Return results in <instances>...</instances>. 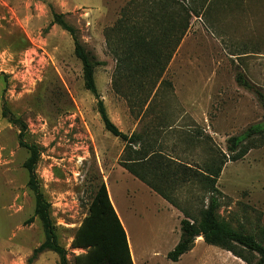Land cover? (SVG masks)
I'll use <instances>...</instances> for the list:
<instances>
[{"label":"rangeland","instance_id":"374dc122","mask_svg":"<svg viewBox=\"0 0 264 264\" xmlns=\"http://www.w3.org/2000/svg\"><path fill=\"white\" fill-rule=\"evenodd\" d=\"M128 1L0 0V264H28L45 239L42 223L34 217L35 196L24 166L29 151L19 143L20 128L2 115L4 102L26 122L24 140L39 147L37 177L71 262L74 254L87 250L79 228L104 181L131 238L136 264H249L197 239L179 260L168 257L180 240L183 209L197 213L208 193L191 181L176 184L170 192L179 208L168 209L120 164L124 142L104 127L97 98L85 87L72 36L52 24L54 9L79 30L86 48L105 62L96 67L95 80L110 118L128 133L137 123L136 131L144 136L161 120H150L147 110L137 121L140 107L114 91L116 59L104 36ZM186 2L199 14H193L185 41L168 64L165 77L172 85L163 84L157 97L169 103V115L181 119L171 132L156 131L152 141L165 153L204 165L213 150L230 154L231 136L264 121L257 94L236 80L243 73L264 92V0ZM147 7L144 3L137 10L145 12ZM252 143L255 146L242 158L223 166L217 180L222 192L218 214L261 239L264 140L256 137ZM243 254L258 259L247 250ZM31 264H59V256L46 250Z\"/></svg>","mask_w":264,"mask_h":264},{"label":"trees","instance_id":"16d2710c","mask_svg":"<svg viewBox=\"0 0 264 264\" xmlns=\"http://www.w3.org/2000/svg\"><path fill=\"white\" fill-rule=\"evenodd\" d=\"M144 3L148 5L145 12L137 10ZM198 12L186 0H129L122 7V13L115 23L105 28L107 48L116 59L112 86L115 92L124 95L128 101H135L140 107L138 117L142 118L146 114L152 101L158 97L160 87L168 82L164 78V72L187 34L193 14L197 15ZM54 23L72 36L74 53L82 63L85 87L97 98L98 111L105 129L124 142L120 164L178 208L179 204L170 192L172 188H176V184L191 181L208 193L197 213L183 209L180 240L168 252V257L179 260L184 253L193 249L198 237H203L206 243L229 250L249 264H264V230L259 239L255 234L236 229L228 221L221 219L218 209L222 192L217 187V180L225 163L242 158L255 146L252 140L256 137L264 140V121L250 125L240 135L231 136L227 146L230 154L213 150L204 165H193L165 153L161 147L145 138L143 132L128 134L113 122L95 80L96 67L105 62L98 60L86 48L79 30L66 20L65 14L52 9V24ZM236 80L242 86L254 90L264 108V92L256 89L243 73H238ZM148 101L149 106L143 112L141 109ZM2 115L20 128L19 143L29 151L24 166L28 171V186L35 196L34 217L41 221L45 232L44 241L34 248L28 264L46 250L58 254L59 264H135L126 229L104 181L99 184L90 203L89 213L79 228L80 242L87 250L74 254L72 262L69 260L67 249L58 240L51 216V203L42 191L37 177L39 147L24 140L27 124L21 117L14 116L5 102ZM158 125H161L160 122ZM156 131L160 132L155 129L152 135ZM137 143L140 146L134 148ZM32 219L33 216L30 220ZM243 250L255 253L258 259H249L243 254Z\"/></svg>","mask_w":264,"mask_h":264},{"label":"crops","instance_id":"0c3cea01","mask_svg":"<svg viewBox=\"0 0 264 264\" xmlns=\"http://www.w3.org/2000/svg\"><path fill=\"white\" fill-rule=\"evenodd\" d=\"M188 32H189V30H188ZM188 32H187V34H188ZM187 34L184 36V38L182 39V41L180 42V44L178 45V47H177V50H176V52L174 53V56L172 57V59H171V62H170V64L169 65H171V63H172V61H173V59L176 57V55H177V53L179 52V50L181 49V46H182V44H183V42L185 41V37L187 36ZM170 66H168L167 68H166V70H165V72H164V78H166L165 77V75H166V72H167V69L169 68ZM170 81V80H169ZM169 81L167 82V83H165L166 85H168V86H171L172 84H169ZM171 83V82H170ZM175 92V91H174ZM126 101H128V100H126ZM149 102L150 101H148L145 105H144V110H143V112L145 111V110H147V107L149 106ZM128 104V103H127ZM132 106H136L137 104L135 103V101H132V104H131ZM151 105V108L150 109H148L149 111H147V116L146 117H148L150 120H153V119H155V120H158V119H160L161 120V125H158V123L159 122H157V123H155V124H153L152 126H151V130H150V128H149V130H147V131H144V136H145V138H148V139H151V140H149V141H151V142H153L154 144H155V142L156 143H158L155 139L152 141V139L155 137V136H153L152 135V131H153V129H158V130H160V131H168V132H171L172 131V129L174 128V126H173V124H175L177 121H179L180 119H181V116H179L178 117V115L176 116V115H169V103L166 101V99H161L160 97L159 98H157V99H155V100H153L152 101V103L150 104ZM185 105V104H184ZM187 105V104H186ZM129 106V105H128ZM141 118V116H139L138 117V119H137V121H139V119ZM167 120H169V121H167ZM177 120V121H176ZM116 124V123H115ZM117 125V124H116ZM118 126V125H117ZM136 126H137V123L135 124V127L131 130V132H126V133H128V134H131V133H133V132H140V130H138V131H136ZM158 126V127H157ZM165 127H168V129H165ZM141 129V128H140ZM171 130V131H170ZM140 146V143H137L136 145H134V148H138ZM123 151V150H122ZM127 170V169H126ZM131 173V172H130ZM132 174V173H131ZM133 175V174H132ZM134 176V175H133ZM137 180H139V183H141V185H143V186H145L146 187V189H147V191H149L150 193H153L154 195H158V197H159V199H161V201H163V205L164 206H166V208H168V209H174L175 208V206L172 204V203H170L166 198H164L163 196H161L160 194H158L156 191H154L149 185H147L145 182H143L141 179H139L138 177H136V176H134ZM109 191V190H108ZM109 195H110V191H109ZM110 198H111V196H110ZM112 200V199H111ZM112 203H113V201H112ZM113 205H114V203H113ZM115 207V206H114ZM116 209V208H115ZM117 211V210H116ZM119 215V217H120V214H118ZM120 219H121V217H120ZM121 221H122V219H121ZM125 227V226H124ZM125 229H126V227H125ZM126 232H127V230H126ZM127 237H128V241H129V246H130V250H131V254H132V258H133V260H134V262H135V256H134V252H133V248H132V243H131V238H130V236H129V233L127 232ZM201 239V240H200ZM197 241H204L203 240V237H198L197 238ZM136 264V263H135Z\"/></svg>","mask_w":264,"mask_h":264},{"label":"bare ground","instance_id":"6f19581e","mask_svg":"<svg viewBox=\"0 0 264 264\" xmlns=\"http://www.w3.org/2000/svg\"><path fill=\"white\" fill-rule=\"evenodd\" d=\"M110 195H111V193H110ZM111 198H112V196H111ZM112 201L114 202V205H115V207L117 208V210H118V207H117V205L115 204V201L113 200V198H112ZM118 212H119V210H118ZM122 221H123V219H122ZM124 223V222H123Z\"/></svg>","mask_w":264,"mask_h":264}]
</instances>
